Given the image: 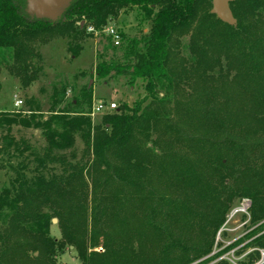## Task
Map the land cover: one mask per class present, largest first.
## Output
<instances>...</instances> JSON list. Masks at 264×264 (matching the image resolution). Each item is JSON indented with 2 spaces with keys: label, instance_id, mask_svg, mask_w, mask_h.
I'll return each instance as SVG.
<instances>
[{
  "label": "trees",
  "instance_id": "16d2710c",
  "mask_svg": "<svg viewBox=\"0 0 264 264\" xmlns=\"http://www.w3.org/2000/svg\"><path fill=\"white\" fill-rule=\"evenodd\" d=\"M23 6L0 0V67L25 92L40 79L42 46L67 39L76 58L136 9L147 27L118 30L119 45L106 36L94 75L141 82L144 94L97 124L93 85L66 104L68 89L54 88L47 110L34 96L0 110V170L11 173L0 264H60L70 247L84 264H233L201 259L236 201H250L253 225L264 221V0L231 2L236 26L211 12L212 0H76L57 22ZM253 245L264 249V232ZM249 255L257 264L259 250Z\"/></svg>",
  "mask_w": 264,
  "mask_h": 264
},
{
  "label": "rangeland",
  "instance_id": "374dc122",
  "mask_svg": "<svg viewBox=\"0 0 264 264\" xmlns=\"http://www.w3.org/2000/svg\"><path fill=\"white\" fill-rule=\"evenodd\" d=\"M20 1L24 2L23 9L26 12V1ZM137 16L136 9L128 14L122 13L117 19L112 20L104 30L111 27L130 36L140 35L138 30L146 28L147 23H140L137 20ZM103 34L98 32L93 37L87 38L84 41V49L76 58H73L68 51L67 39H55L49 44L42 46L40 51L44 56V67L40 79L26 92L21 88L18 78L10 73L4 62L0 67V110L11 111L20 108L15 105L17 99H22L23 104L21 106L26 108V100L31 96L39 99L43 109L47 110L51 105L50 96L54 88L57 90L68 89L64 96L60 94V97H64L63 104H66L78 98L89 85L94 87L93 102L91 110L85 111H89L93 124L101 122L105 114H92L93 107L98 102H107L108 104L114 102L117 106L122 102H126L132 105L140 94H144L141 82H138L133 88L127 85L125 78H113L105 82L98 80L94 75L96 63L107 43L105 37L109 36L106 32ZM187 42L188 38L184 39L182 43L184 55H189ZM111 53L110 51L107 59L111 57ZM58 108H62V105H59ZM72 111L79 110L72 108ZM78 145L79 148L83 146L81 140L78 141ZM10 177V171L0 170V193L3 188L9 186ZM245 201H248V199L235 202L227 216V222L222 227L221 234L216 237L217 244L213 252L201 260L217 254L219 258H225L235 264H251L249 254L255 250L260 252L261 249L255 247L253 243L255 238L264 232V221L257 225L251 223L250 213L243 210L242 204ZM57 222H53L52 234L60 237L61 232ZM58 261L60 264H76L79 262V258L74 248L70 247L59 257ZM198 262L196 261L192 264H197Z\"/></svg>",
  "mask_w": 264,
  "mask_h": 264
},
{
  "label": "water",
  "instance_id": "95a60500",
  "mask_svg": "<svg viewBox=\"0 0 264 264\" xmlns=\"http://www.w3.org/2000/svg\"><path fill=\"white\" fill-rule=\"evenodd\" d=\"M76 0H27L26 12L31 18L39 20L59 21L67 9ZM234 0H212L211 12L223 22L236 26L235 18L230 3ZM56 223L57 219H53Z\"/></svg>",
  "mask_w": 264,
  "mask_h": 264
},
{
  "label": "built area",
  "instance_id": "2783aa9c",
  "mask_svg": "<svg viewBox=\"0 0 264 264\" xmlns=\"http://www.w3.org/2000/svg\"><path fill=\"white\" fill-rule=\"evenodd\" d=\"M87 31L88 32H95L93 27H88ZM104 32H106L107 35L112 37V40H113L115 45H119L120 44V35H119L118 30H116L115 28H111V27L109 28L108 27L106 30H104ZM22 104H23V100L22 99H17L16 102H15V105L17 107H20ZM116 107H117V104L114 103V102H111L109 104L107 102H98L93 107L92 114L95 115V114H98V113H106L108 111H111V110L115 109ZM250 205H251V203H250L249 200L245 201L242 204L243 210L246 211V212H249ZM221 231H222V228L219 230L217 236H219V234H221ZM96 250L97 251H102L103 249H102V247H99ZM260 254H261V256H260V259L257 261V264H264V249L260 250ZM231 262L233 264H235L233 261H231ZM76 264H84V263L77 262Z\"/></svg>",
  "mask_w": 264,
  "mask_h": 264
},
{
  "label": "flooded vegetation",
  "instance_id": "af4514ba",
  "mask_svg": "<svg viewBox=\"0 0 264 264\" xmlns=\"http://www.w3.org/2000/svg\"><path fill=\"white\" fill-rule=\"evenodd\" d=\"M26 1V3H27V0H25ZM212 10V9H211Z\"/></svg>",
  "mask_w": 264,
  "mask_h": 264
}]
</instances>
